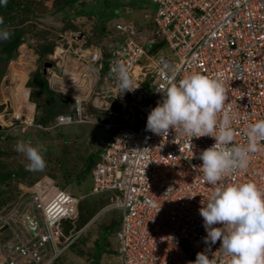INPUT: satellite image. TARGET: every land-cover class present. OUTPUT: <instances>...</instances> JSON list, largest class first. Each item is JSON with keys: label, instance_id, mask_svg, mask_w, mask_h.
Listing matches in <instances>:
<instances>
[{"label": "built area", "instance_id": "1", "mask_svg": "<svg viewBox=\"0 0 264 264\" xmlns=\"http://www.w3.org/2000/svg\"><path fill=\"white\" fill-rule=\"evenodd\" d=\"M151 1L157 5L154 21L169 55L163 51L149 55L137 39L141 33L134 22L115 23L125 37L107 54L75 35L68 37V47L59 40L55 54L50 55L57 66L76 57L75 66H89L95 73L106 63L109 92L123 106L121 114L107 125L114 130L92 168L91 191L112 192V203L102 211H121L120 264H191L206 248L211 264H231L230 255L219 248V240L205 244L207 233L199 214L201 203L218 186L207 183L199 167V152L211 146L214 138L205 135L190 140L173 129L158 135L145 126L148 113L169 86V78L178 81L191 72L219 74L225 100L217 114V131L227 113L233 139L226 147L249 144V126L264 120V0ZM23 57L20 50L15 59ZM144 58L151 60L140 77L135 67ZM121 65L135 88L131 91L118 86L116 69ZM17 70L12 65L4 78ZM47 75L50 83L59 78L54 66L47 68ZM86 75L83 71L81 77ZM28 78L29 74L24 86ZM72 97L75 110L60 111L52 124L36 126L51 130L98 122V117H89L82 107L87 96ZM0 123L21 131L35 125L29 111L3 112ZM255 145L256 150L247 155V166L226 174L222 182L253 181L264 191V137H257ZM20 189L14 200L0 208V264H54L80 233L66 230L63 222L69 219L75 227L81 197L59 186L48 174Z\"/></svg>", "mask_w": 264, "mask_h": 264}, {"label": "clouds", "instance_id": "2", "mask_svg": "<svg viewBox=\"0 0 264 264\" xmlns=\"http://www.w3.org/2000/svg\"><path fill=\"white\" fill-rule=\"evenodd\" d=\"M6 3L7 0H0V5ZM117 22L134 21L120 20ZM115 23H113V28L121 33L116 29ZM134 23L137 26L138 32L141 33V37L137 36V39L144 48L148 49L149 55H156L161 51L166 53L168 51L164 44V40L160 38L161 36L158 32V38L153 35L150 36L148 35V32L143 28H140L136 22ZM10 35L11 33L8 30H0V40H7ZM122 35L123 38L121 41L125 37L124 34ZM78 36L85 37V33H79ZM151 38L155 39L154 43L150 42ZM86 43L88 46L91 45V43ZM156 44L161 45L156 51H153L152 49ZM114 46L110 47L109 51L113 49ZM53 53L55 54V52ZM53 53L48 54V57L55 59V57L50 56L54 55ZM147 60L150 62L151 59ZM46 61H43L38 67L42 66L43 72L45 69L44 74L48 77V67L45 68L44 66ZM149 62H147V64ZM51 66H56L57 72H59L60 68L56 65V60L55 63L52 62ZM116 71L119 79L118 86L124 90V92L135 89L132 87V81L129 78L128 70L124 66H118ZM81 75L82 72L79 75L77 74L76 78H73L71 81L72 84H77L76 88H81V83L83 81L85 82V78L81 77ZM6 80L7 79L4 78V81ZM20 84L27 92V96L24 97H26L25 100L29 102L31 88L28 87L27 84L25 86L23 83ZM55 84L56 82H49V85L53 90L59 91L65 98H69L67 97L69 95L66 93L65 89L62 90V88H59L57 85L55 87ZM2 90L3 88H1L0 92H2ZM72 96L73 95H71V98L74 99ZM86 96L88 98L89 93ZM109 96L116 101L112 93H110ZM224 100L225 88L223 86V80L220 78L219 74L213 77L198 72H191L182 76L178 81L175 77H171L169 78V86L162 92V99L148 113L145 127L147 131L158 135H164L165 133H168L169 129H173L175 132L178 131L187 135L190 140L193 137H201L205 135L214 138L215 142L211 146L199 152V159L202 161L199 167L202 169L205 181L211 185H218L214 188L211 196L205 202L201 203L202 206L199 208V214L203 219V227L207 233L204 237V242L205 244L210 242L214 245L219 240V248H222L230 255L231 264H264V191H262L253 181L239 183L222 182V178L226 174L236 169H243L247 166L248 153L256 150V138L264 137V120H259L249 126L248 135L250 142L248 145L226 147L233 139V131L230 127L231 118L227 113L224 114L223 122L220 123L219 130L217 131V114L222 111ZM1 104L5 103L0 102V105ZM118 106L120 109L123 107L122 104H118ZM14 111L19 113L29 111L32 113V111L27 110L26 108L22 109L21 112L13 109L12 112ZM5 112L8 114L12 113L8 112L7 109H5ZM1 113L3 112H0V114ZM7 116L8 115H6V117ZM100 118L110 117L98 116V122L100 124L108 125L112 122V118H110L109 123L99 120ZM113 118H115V116ZM4 124L5 123H0L1 126L6 127L7 124L5 126ZM16 151L25 154L28 160V164L26 165L28 170H41L45 167V160L42 156L41 149L38 146H33L31 143L18 142L16 144ZM91 190L92 180L89 194H95ZM79 197H81L79 203L80 208L81 201L84 197L82 195ZM110 203H112V200L106 205ZM105 206H103L102 209ZM102 209L80 227H78L77 224L79 217L77 222H75V227L69 219L64 221V224L67 226L66 230H71L74 234L75 232L80 231L73 243L79 240L80 236L103 212L106 211H102ZM68 224H70V227ZM70 247L66 249V251L69 250ZM208 253L209 248H206L202 252H198L195 260L192 261L191 264H211Z\"/></svg>", "mask_w": 264, "mask_h": 264}, {"label": "rangeland", "instance_id": "3", "mask_svg": "<svg viewBox=\"0 0 264 264\" xmlns=\"http://www.w3.org/2000/svg\"><path fill=\"white\" fill-rule=\"evenodd\" d=\"M61 1L62 0H33L32 2L33 9L39 15L34 22L37 23L41 29L46 31L45 34H47V39L50 41L53 40L54 50H56L57 40L59 37H71L79 35V33H85V37H89L90 43H99L102 48L108 51V49L113 47L116 43V41H114V37H120L117 35V31L113 28V23L118 20L134 21L140 26V28L147 31L148 35H153L157 38L159 37L156 31L155 22L153 21V15L155 14L157 8L156 3L153 1L81 0L74 7L68 8L67 12L54 11L56 3ZM38 43H40L38 39H32V44L36 45ZM27 46L29 49L26 56L22 59H15L16 61L13 60L14 63L12 65L14 67H18V70L15 73H10L13 80H10L8 76L6 81L2 78L0 82V90L1 88L5 89L6 92L10 93L9 96L12 97L11 101L7 104H1L3 105V108L0 112H5V109H7L8 112H12L14 108L21 112L22 109L26 108L23 106H27L29 107L28 109L32 110L31 115L34 114L35 118L37 109L36 103L34 102L35 100L31 98V94L29 102L32 104L29 103V105H23L21 102L23 101L24 103V101H26V97H24L23 93H20V96L16 95V88L13 84L9 85L8 80H10V82L15 81L16 84L24 83L28 74L31 75V72L38 69L42 60H51L55 63V59H45L47 54L40 58L39 54L35 52L33 47L30 45ZM166 54L169 55V50ZM11 62L8 64L6 73L11 71ZM55 68L57 69L56 66ZM58 74H61L62 76V70H59ZM90 74L91 72L88 73L86 77L89 78ZM93 75L95 76V73H93ZM74 78H76V76ZM98 79L99 81L95 90L91 93V95H89L87 100L82 101V107L91 118L98 116L113 118L115 116L114 112L117 109L115 106L118 105L115 104L114 100V104L112 108H110L109 105L112 104L110 103V99H112V97L109 96V85L106 83V78L102 77L101 79ZM53 82L58 83L60 81H56V79H54ZM60 83L62 85V82ZM69 84V86L73 88L67 89L64 87L66 93L69 95L67 96L66 94V96L69 97L68 100L72 99L71 95L86 97L88 94V88L79 90L76 88L77 84L74 85L72 82ZM58 94L62 97V93L58 92ZM43 98L44 96H42V99ZM95 100L98 101V104H95ZM15 101H17L20 107L14 103ZM5 118L6 120L8 119L6 114ZM5 125L6 124H4V126ZM113 130V128L107 125L93 121L66 125L63 127L61 126L60 130L46 132L40 131L38 128L35 129L32 126L28 127L25 131L9 129V126L7 125L2 128V134L3 136H8L10 139L3 141L0 138V146L5 149L7 156H0V162H6L13 167V170L16 171L19 169L18 171L25 173L28 171L26 168L28 160L24 153L16 151L15 146L18 142L31 143L33 146H38L41 149L46 168L44 167L41 170H29L30 172H27L24 175L27 179L19 181V187H21V185L24 186L31 184V178L37 179L38 176L40 177L44 174H48L57 180L59 186L65 185L64 187L68 188L67 190L69 192L75 193L79 196L82 195L84 197L83 201H81L82 203L91 202L95 207L98 205L97 209H99L107 202H111L112 194L102 198L89 194L92 180L91 170L95 164L89 168V173L85 174L83 178L79 179L78 175H80V171L87 165L88 154L90 152H95L96 155L99 154L100 150H103L106 141L110 138ZM28 137H32V140H28ZM14 178L15 177H12L11 180H0V199H3L8 194L15 192L13 186L17 183V179ZM67 178L70 181H68ZM8 181L10 182L11 187L4 185V183ZM107 214L110 218L116 219L118 225L120 224V210L113 209L107 212ZM99 221V224L95 221L80 236L79 240L76 241L77 249L85 251L86 255H78L76 252L69 249L65 252V254L61 255L54 264H92L91 259H94L95 257V241L98 237H100L101 229L103 228L102 225H104L102 218L99 219ZM105 230L108 235L110 230ZM116 231L117 229L109 234L110 242H106L108 249L112 248L116 250L119 247V230L117 233ZM117 254L118 253L114 251L105 252L100 258V264H120Z\"/></svg>", "mask_w": 264, "mask_h": 264}, {"label": "trees", "instance_id": "4", "mask_svg": "<svg viewBox=\"0 0 264 264\" xmlns=\"http://www.w3.org/2000/svg\"><path fill=\"white\" fill-rule=\"evenodd\" d=\"M79 1L81 0H62L61 2L56 3L54 7V11L67 12L68 8L74 7L75 5L78 4ZM32 2L33 0H7L6 4L0 5V30H8L11 33L10 37L7 40H0V82L6 73L8 64L14 58H16L17 55L20 53V46L22 44L30 45L31 47H33L35 52L39 54L40 58H42L46 54L48 55L54 52L53 40L50 41L49 39H47L46 38L47 34H45L46 31L41 29L38 26V24L34 22L35 19L39 17V15L33 9ZM77 11H80V10H77ZM34 38H36V40L38 39L40 43L36 45L32 44V39ZM160 45L161 44H156L152 50L156 51ZM103 51L105 54H107V51L104 48H103ZM47 55L45 56V59L49 58ZM43 61H46V60H42V62ZM97 76H99L100 79L102 77L106 78V83L110 85L109 83L110 71L106 63L100 69L99 73H97ZM26 84L28 87L31 88V98L35 100L33 101L36 103V109H37V113L35 114V118H34L35 125H33L32 127H34L35 129L38 128L40 131L46 132V131L60 130L61 126L63 127L66 125H72V124L60 125V126L53 127L51 130H45V129H42L41 127L36 126V124H42L44 126L52 124L54 122L55 116L60 111L62 112L63 111H73L75 110V104H74L73 99L68 100V98H65L63 94L61 97L58 94L59 91H55L50 87L49 82H48V77L44 74L42 67H38V69L31 72V75H29V78ZM42 96H44L43 99H42ZM115 104L117 103L115 102ZM112 106H113V103L111 104V107ZM115 107L117 108L116 111L114 112L115 115H120L121 109L118 108V106H115ZM2 108H3V105H0V110ZM80 123H85V122H78V123H73V124H80ZM28 127L30 126H27L26 129ZM0 138L3 141H5L6 139L7 140L10 139L8 136H3L2 128H0ZM28 140H32V137H28ZM4 155H6V151L2 146H0V156H4ZM98 156L99 154L96 155L95 152H90L88 154L87 165L80 171V175H78L79 179L83 178L85 174L89 173V168L93 164L96 163ZM18 170L16 171L13 170V167H11V165L7 164L6 162H0V180L2 181L7 180V179L11 180L12 177H15L14 179H17V183L13 186L15 189V192L13 193L11 192L12 194H8L3 199L2 198L0 199V208L6 205L7 203L11 202L18 196V194L21 191L19 187V183H20L19 181L26 180L27 178L24 177V175L27 172H30L28 170L25 173H21ZM35 180L36 178L35 179L31 178L30 183H33ZM68 181L70 180L68 179ZM4 185L11 187L9 181L5 182ZM64 186L65 185H62L61 187H64ZM111 194L113 193L110 191H104V192L95 193L92 195L99 196V198H102L105 196H109ZM92 206H94V204L91 202H84V203L81 202L80 208H79V219L77 222L78 227L82 226L85 222L91 219L103 207L101 206L99 209H97L98 205L96 207L95 206L92 207ZM113 209H116V208H113ZM113 209L111 208L109 210H106L99 216L97 220H95L96 223L99 224L100 223L99 219L102 218L104 221L103 222L104 225H102L103 228L101 229L100 237H98L95 241V247H94L95 257L94 259L93 258L91 259L92 264H100V258L105 252L114 251L118 253V249L116 250L112 248L108 249L106 245L107 241L110 242L109 234L116 229L118 231L120 227V224L119 225L117 224V220L114 218H110L107 214V212ZM68 226L70 227V224H68ZM105 229L110 230L108 235L106 234L107 232ZM70 249L76 252L78 255H82V256L86 255L85 251H81L77 249L76 242L73 243ZM65 252L62 253V255L65 254ZM57 260L58 258L55 260V262H57Z\"/></svg>", "mask_w": 264, "mask_h": 264}, {"label": "crops", "instance_id": "5", "mask_svg": "<svg viewBox=\"0 0 264 264\" xmlns=\"http://www.w3.org/2000/svg\"><path fill=\"white\" fill-rule=\"evenodd\" d=\"M118 21H120V20H118ZM117 22V21H116ZM115 23V22H114ZM116 31V30H115ZM117 35L118 36H120V37H114L115 38V40L114 41H116V44H115V46L121 41V39L123 38L122 36V34L121 33H119L118 31H117ZM67 38L68 37H60V38H58L60 41H61V43L65 46V47H68V43H67ZM80 38H83L82 40L84 41L85 40V42H88V43H90V41H89V37H78V39H80ZM58 40V41H59ZM57 41V42H58ZM66 43V44H65ZM91 45L93 46V47H98V48H102V46H101V44H99V43H95V44H92L91 43ZM114 46V47H115ZM74 47H76V45L75 44H73L72 45V47H71V52L73 53V49H74ZM20 49H21V51L23 52V55H26V53H28V46L26 45V44H23L21 47H20ZM72 55V54H71ZM72 56H74V55H72ZM147 62H149L147 59H144V60H142L136 67H135V73L137 74V75H139L140 77H142L143 76V74L145 73V70H144V67L145 66H147ZM75 63H76V65L78 64V60H77V58L76 57H72V59L71 58H68V59H66L65 60V62L63 63L62 61L58 64V66H59V68H60V70H62V76H61V74H59V78H57L56 79V81L57 80H59L60 82H62V85H61V83L60 82H58V83H56L55 85H57V86H59V88H62V90H64V87L65 88H67V89H71V88H73V87H70L69 85V83L72 81V79L75 77V76H77V74L79 75V74H81V72H85L86 74H88V73H90L91 72V74H90V76H89V78L88 77H86L85 78V82L83 81L82 83H81V85H80V87L81 88H77V89H79V90H82V89H86V88H88V91H87V93H89V95H91V93L95 90V88H96V86H97V84H98V81H99V77L97 76V74L89 67V66H85V65H83V66H80V67H78V66H75ZM93 73H95V76L93 75ZM98 77V78H97ZM10 80H13L11 77H10ZM10 80H8V83H9V85H11V84H13L14 85V87L16 88V95H19L20 96V93H23L24 94V96H27V92L25 91V89L22 87V85L21 84H16L15 83V81H11L10 82ZM75 80V79H74ZM19 93V94H18ZM0 102H2V103H8V102H10L11 101V99H12V97H10L9 96V92H6V90L5 89H3L2 90V92H0ZM12 95V94H11ZM78 96V95H77ZM13 98H14V96H13ZM110 103H113L114 104V102H113V100L112 99H110ZM116 102V101H115ZM12 103V102H11ZM14 103H16L17 104V106L18 107H20V105L17 103V101H15ZM23 105H29V102H27V101H24V103H22ZM30 104H32V103H30ZM95 104H98V101L97 100H95ZM110 107H111V104L109 105ZM23 107H26V109L28 110V108L29 107H27V106H23ZM34 107V106H33ZM112 108V107H111ZM14 110H16V108H14ZM34 112H35V108H34ZM112 128V127H111ZM102 152V150H100V152H99V154ZM99 157V156H98Z\"/></svg>", "mask_w": 264, "mask_h": 264}, {"label": "water", "instance_id": "6", "mask_svg": "<svg viewBox=\"0 0 264 264\" xmlns=\"http://www.w3.org/2000/svg\"><path fill=\"white\" fill-rule=\"evenodd\" d=\"M52 65V62L51 61H46L45 62V64H44V66H45V68L46 67H49V66H51ZM44 73H45V69H44ZM99 120H101V121H103V122H105V123H109L110 122V118H100ZM2 126L0 125V128H1Z\"/></svg>", "mask_w": 264, "mask_h": 264}, {"label": "bare ground", "instance_id": "7", "mask_svg": "<svg viewBox=\"0 0 264 264\" xmlns=\"http://www.w3.org/2000/svg\"><path fill=\"white\" fill-rule=\"evenodd\" d=\"M21 103H23V101ZM28 110H30V109H28ZM30 111H32V110H30Z\"/></svg>", "mask_w": 264, "mask_h": 264}]
</instances>
